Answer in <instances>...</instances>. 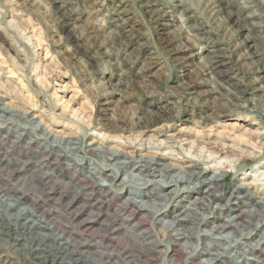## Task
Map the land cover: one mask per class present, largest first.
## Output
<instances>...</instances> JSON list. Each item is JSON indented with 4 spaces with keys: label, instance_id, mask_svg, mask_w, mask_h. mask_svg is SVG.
Here are the masks:
<instances>
[{
    "label": "rangeland",
    "instance_id": "obj_1",
    "mask_svg": "<svg viewBox=\"0 0 264 264\" xmlns=\"http://www.w3.org/2000/svg\"><path fill=\"white\" fill-rule=\"evenodd\" d=\"M62 3H66L67 8H88L89 5L100 8V13H94V18H99L116 5L120 9L125 7L120 0H115V3L114 0H104L105 6L96 0H14V10L0 13V114L3 115L0 117V158L11 160L10 164L0 165V187H9L11 193L19 196L13 208L4 213L0 208V220L9 219V216L15 218L19 209L32 206L38 211H51L52 231L55 234L60 233L64 225L75 234L79 246H83L82 251L64 256L60 254L62 257H57L55 261L61 262L60 264H73L70 258L78 257L99 264L98 247L85 245L86 236H102L107 240L104 228L112 226L113 210L122 211L119 208L120 203L126 201L128 196H133L131 192H140L142 195L156 191L165 193L166 198L170 199L164 203L165 206H162L160 212L175 211L176 208L184 211L194 208L195 200L201 201L198 198L208 187L204 182L205 178L214 179L218 176V186L211 185L213 195L202 200L204 206L208 207L206 210L197 211V216L203 217L208 224L199 225V228L188 221L173 224L178 229L190 228L189 241L187 239L175 243L173 238L168 235L163 237L162 232H159L163 222L175 221L172 215L161 217L157 216L160 213L158 212L157 217H154L153 213L143 211L141 216L130 217L129 225L139 220L140 229L149 233L156 244L157 264H205L202 260L209 258L208 253L221 252L229 259L228 264H250L255 259L259 264H264V224L259 223L261 217L255 216L260 212L264 215V79H258L260 73L255 69L251 72H240L243 83L237 82L235 70L230 76H216L218 84L211 82L212 78L208 77L209 82L199 83L197 87V92L203 93L199 97L200 103L181 111L179 117L174 116L173 120L153 118L136 122L135 117H132L114 121L108 127L101 124L97 130L98 107L92 105L87 97L74 95L73 90L67 87L76 80L72 69L83 59L74 43L75 40H82V37L73 34L69 39L68 31L86 22L88 12H73L69 17L64 15ZM78 15L79 19H75ZM130 15L120 13L126 20ZM110 16L112 20L117 19L116 12H111ZM71 20H75V23H70ZM9 22H12L11 27H8ZM133 26L134 22L129 21L128 27ZM95 27L89 25V28ZM165 27L168 32H172L179 27V17L177 16L174 23L169 21ZM87 31L85 29L86 33ZM200 31L193 30L191 36L187 31L182 32L179 39L173 41V45H191V37L198 36ZM140 43L143 44L144 41L141 40ZM196 51L193 45L187 49H178L176 54L186 57V63L193 59L198 63L199 57L193 55ZM225 59L231 64L235 61L236 54ZM117 105L125 108L128 106L126 102L120 101L119 94L112 100L109 111ZM164 125L167 127H163ZM89 126L91 130H88ZM153 128H157L159 133L154 132ZM61 138L71 140L68 143L71 145L62 143ZM253 146H256L257 151L262 147L260 156L241 154L237 150ZM218 147L223 148V151H219ZM107 151H115V159L105 161L107 158L112 159ZM156 151L159 152L158 159L161 164H175L179 167V170L170 171V175L181 173L180 168L195 173L193 183L187 186L188 191L181 189L178 194L171 193L175 185L170 183L169 176H155L157 180L166 181L164 186L167 187L164 189H160V181H150L153 176H141L145 173V168L142 162H138L137 155L149 156ZM129 152L130 155H127ZM42 156L47 159L38 162ZM228 160L235 162L231 163V168ZM122 161L128 167L124 171L119 169L116 175L114 169L123 165ZM37 163H44L42 169H37ZM195 164L197 167H194ZM136 167L142 170L140 176L144 180L138 181L139 185L131 182L122 184L121 180H127V173ZM93 168L97 169L94 174L90 173ZM43 172L46 175L41 180ZM77 181H80L81 187L77 185ZM178 187L181 188L179 185ZM235 189L240 190L239 193L233 194ZM149 195L145 196L148 199L138 200H148L146 203L160 202L156 195ZM99 197V205L90 208L91 213L86 214V207L83 209L85 201L92 202ZM72 199H75L76 205L68 211L66 204ZM222 207L226 209L220 210ZM73 213L79 214L78 225L69 220ZM126 214L122 211V215ZM250 214L255 218H252V229L245 230L249 234L246 240L240 237L233 226L224 233L218 234L214 231V226L218 224L237 220L236 215H240L241 220L245 219L248 223ZM60 216L69 220L70 224L61 221ZM161 218L164 220L160 225L156 224L155 221ZM84 220L91 222L87 231L82 226ZM256 223L258 226L254 229ZM125 233L118 229L109 240L107 253L114 257L113 261L119 258L120 249L130 243ZM184 242L191 245L189 250L184 249ZM21 244L20 236L16 232H12V236L11 232L10 235L0 233V264H31L22 257ZM167 246L171 247L166 252ZM120 259L124 260L125 257ZM230 260H233L232 263Z\"/></svg>",
    "mask_w": 264,
    "mask_h": 264
},
{
    "label": "clouds",
    "instance_id": "obj_2",
    "mask_svg": "<svg viewBox=\"0 0 264 264\" xmlns=\"http://www.w3.org/2000/svg\"><path fill=\"white\" fill-rule=\"evenodd\" d=\"M96 2L105 6L104 0ZM120 3L125 7L120 9L116 5L99 18H94V13H100V8L92 5L88 8L61 5L64 15L69 17L73 12H88L86 22L68 31L69 39L73 34L82 37L74 43L83 59L72 69L76 80L67 87L98 107L97 130L101 124L108 127L114 121L132 117L136 122L153 118L173 120L181 111L200 103L203 93H198L197 87L209 82L208 77L218 84L216 76H230L235 70L237 82L243 83L239 73L255 69L260 73L258 79H264V0H120ZM12 10L14 0H0V13ZM111 12H116V20H112ZM121 12L131 15L126 20L120 16ZM177 16L179 27L168 32L165 25L169 21L174 23ZM129 21L134 22L131 28ZM11 26L9 22L8 27ZM197 29L200 34L191 37V45H173L182 32L191 36ZM193 45L197 50L193 55L199 57V62L193 59L186 63V57L177 55V50ZM233 54L236 59L230 64L225 58ZM116 94L128 106L117 105L110 112ZM259 223H264V217Z\"/></svg>",
    "mask_w": 264,
    "mask_h": 264
},
{
    "label": "bare ground",
    "instance_id": "obj_3",
    "mask_svg": "<svg viewBox=\"0 0 264 264\" xmlns=\"http://www.w3.org/2000/svg\"><path fill=\"white\" fill-rule=\"evenodd\" d=\"M3 111L9 112L7 109H3ZM14 113H15V111H14ZM2 116L3 115L0 114V117H2ZM40 130H41V128H40ZM152 130L154 132H158V129L157 128H153ZM26 132H28V131H26ZM14 134H16V133H14ZM219 135H222V134L219 133ZM48 141H49V139H48ZM60 141L62 143H67V145H71V144H68V143L72 142L71 140L64 139V138H61ZM218 149H219V151H223V148H219L218 147ZM98 150H102V149L101 148H98ZM237 150L241 154H248V155H252L253 157H256L258 155L260 156L262 154V147L260 149H258V151H257L256 146H253L252 148H249L248 147V148H243V149H240V150L237 149ZM254 151H256V152H254ZM107 152L110 153V157H112V159H108L107 158V159H105V161L106 160H110L111 161V160L115 159L114 158V156H116L115 151H107ZM158 154H159V152L156 151L155 154L149 155V156L148 155L146 156L144 154L137 155V156H139L138 157L139 158L138 159V162H140V163L142 162L143 163V166L145 168V173L143 175H141L140 172L142 170L136 167L135 170L137 172L134 169H132L131 171H129L127 173L128 174L127 180L122 179L121 180V183L124 184L125 182H131V183H134L136 185H139V184H137V182L144 180V179L141 178V176H143V177L144 176H146V177L153 176V178L150 179V181H155V183H157L156 181H160L159 185H162L160 187V189H164V188L167 187V186H164V184L166 183V181H164L162 179L157 180L155 176H159L161 178L164 177V176H169L170 183L173 182V184L175 185V188H174V190L171 191V193H173L174 195L175 194H178L179 190H181V189L183 191H188V187L187 186H189L191 183H193L192 181L194 180V174L195 173L194 172L193 173L186 172L185 170H183L182 168H180L181 173L170 175V171L175 170V169H178L179 170V167L176 166L175 164H169V165L168 164H161L160 163L161 161L159 162V159H158ZM2 155H3V153H2ZM127 155H130V152ZM46 156H48V154ZM46 156H42L38 162H42V161L46 160L47 159ZM208 158L209 157H207V159ZM27 159H29V158H27ZM207 159H205V162L207 161ZM14 160L16 161L17 159H14ZM102 161L104 162L103 164L106 165L105 161L104 160H102ZM201 161L203 162L204 160H201ZM2 163H4L5 165L6 164H10L11 163V160L9 158H0V165ZM122 163H123V165H121L119 168H115L114 169L116 175L119 172V169L121 171H124L125 168L128 167L127 165H125V162L124 161H122ZM231 163H235L234 160H228V165H229L230 168H231ZM43 164L44 163H37V166H38L37 169L38 168L40 169ZM27 167H29V166H27ZM189 167L190 166H188V168ZM194 167H197V164H195ZM95 171H97V169H94V168L92 170L90 169V173H92V174H94ZM3 173H4V171H3ZM41 174H42V176L40 177V179L41 180L42 179L44 180V176L46 175V172H43ZM154 174H157V175H154ZM201 175H203V174H201ZM88 176H89V174H88ZM104 176H110V175H104ZM198 176H199V174H198ZM217 177L218 176L214 177V179H210L208 177L207 178L204 177L205 178V181L204 182H206V185L208 187H206V190H204L203 191V194L200 196V198H198V199H201V201L199 202V201L195 200V202H194V208H188V209H185L184 211H181L179 208H176L175 211L172 210V211H167V212L166 211H161L160 212L162 206L163 207L165 206L164 203L170 199V198H168V199L166 198L167 195L165 193L160 194V192H158V191H156V192H150L149 194H151L152 196H155L156 195V199L158 198V200L160 202H150V203H146L148 200L146 202H142V200H140V199H148L145 196L148 197V196H150L149 194L147 195L146 193H144L142 195L140 192H131V195H133V196H128L127 199H126V201H124L122 203L119 202L121 204L119 206V208L123 212L125 211L127 213L126 216L125 215H122V211H119L118 209L117 210L114 209L113 210L114 212H112L113 213V216H114V219L111 221L112 226H109L110 228H104L105 229V233L109 237V239L107 237V240L108 241L105 238H103L102 236L92 237L91 235L88 234L86 236V239H85V245L86 244H91V245H94L95 247H98L97 248L98 250L97 249L96 250H97V261H98L99 264H113V263H116V264H157L156 261H155L156 260L155 258L157 257L156 244L150 238L149 233H146L147 231L140 229V227H139V220L136 221L135 223L129 225L128 219L130 217H136L137 215H140V213L143 212V211H146L148 214L153 213V216L154 217L157 215L158 212H160V213L157 216L161 215V217H165V216H168L169 217L170 215H172L173 220L175 218V221L174 222H167V221L166 222H163V225L161 226L159 232H162L161 234H162L163 237L166 236V235H168L169 237L173 238L175 243L178 242V241H181V240H187L189 238V236H191L190 235V231H188V229H190V228L187 227V229L186 228L185 229H178V228H176V225H173V224H175V223L176 224H179L181 222L188 221V222L193 223V225H197L198 228H199V225H206V224H208V221L204 220L203 217H200V215L197 216L199 214L197 211L204 210V209L206 210V208L208 207V206L207 207L204 206V203L202 202V200H204L207 197H211L213 195V193H212L213 191H212V186L211 185H213L215 187L218 186V184H217L218 178ZM105 178H107V177H105ZM13 183H14V180H13ZM141 184H143V183H141ZM77 185H79L80 187L82 186L81 183H80V181H77ZM178 185L181 187L180 189H179ZM8 188L7 187H5V188L0 187V208L3 209V211L1 210L3 213L6 212L7 209H9V208H13V206H15L16 202L19 199L18 198L19 196L17 197L13 193H11ZM50 189H52V187ZM239 191L240 190H236L233 194L239 193ZM86 194L88 195V194H91V193H86ZM138 198H140V199L138 200ZM12 200H14V202H10ZM99 200H100V197L97 200H95V201L93 200L94 202L93 201L92 202L85 201V204H84V208L83 209H85V207H86V212H87L86 214L89 215L91 213L90 208H92L96 204L99 205V202H98ZM96 202H98V203H96ZM74 204H75V199H72L70 202H68L66 204V206H67L66 210H68V211L69 210H72V207L74 206ZM100 206H101V203H100ZM223 208L224 207L219 208V209L220 210H223ZM224 209H226V207ZM51 213H52L51 211H47V212H44L42 210L41 211H38V210H36V207H33V206L31 208L19 209L18 212H17V214H16V216H15V218H10V216H9V219L6 218V219H3V220L2 219L0 220V233H6L7 235H10V232H11V236H12V232H16L18 234V236H20V240L22 242L21 245L23 246L22 247L23 248L22 249V253H21L22 254V257L24 259L29 260L31 264H60L61 262L57 263V261H55V259L57 257H59V256L62 257L61 255L64 256V254H66V255L76 254L77 252L82 251L81 248H83V246L82 247L79 246V244L77 243V240L75 238V234H73V232L71 233L68 230V228L65 227L64 225L62 226V228H61L62 230H60V233H56L55 234L54 233V230L52 231L53 225H52V222H51V219H52L51 216H52L53 213L52 214ZM255 216H257L258 218L259 217H261V218L264 217L263 212H260V213H258ZM253 217H254V215L250 214L249 215V220L247 221L248 223H246V220L245 219H242L241 220L240 215H236L235 218H238L237 220L236 219L235 220H230V221L225 222L224 224H218V225L214 226V231L217 232L218 234L224 233L227 228H232V226H233V227H235V231L239 233L240 237H243L246 240V238L248 237L249 234H247L245 232V230L250 229V226L253 225V223H254L253 222L254 220L252 219ZM69 218H70L69 220L74 221L78 225V221H80V220H78V218H79V214L78 213L77 214L76 213H73L72 216H70ZM69 220H67L64 217H61V221H63L64 223L70 224L69 223L70 222ZM162 220H164V219L163 218H161L159 220L157 219L155 222H156V224H159L160 225V222ZM49 222H50V224H49ZM90 223H89V221H85V220L83 221V223H82L83 225L82 226L86 229V231H87V229L90 228ZM191 225L192 224H190V226ZM257 226H258V223H256L253 228L255 229V228H257ZM100 229H101V227H100ZM118 229L119 230L122 229V230H124L126 232L125 235L128 238L127 241H129L130 243H127L123 248L120 249L121 254H119V258H117L116 261H113L112 259H114V257L112 255H109L107 253V251H108V249L110 247L109 240L112 239V236H115L114 234L116 233V231ZM191 231H192V229H191ZM120 233H122V232H120ZM159 235H160V233H159ZM189 240L190 239H188L187 241H189ZM181 242H179V244ZM192 244H194V243H192ZM189 246H191V245H189V243L187 244L186 242H184V249L185 250H187ZM169 247H171V246H167L166 247V250H165L166 252L169 249ZM84 248H85V246H84ZM99 248H101V251L99 250ZM159 249L161 250V247ZM85 251H86V248H85ZM173 252H175V251H173ZM208 255H209V258H206V259L202 260L205 264H228L229 263L228 262L229 259H227L226 257H224V255L222 254V252L221 253H217V254L208 253ZM180 256H182V255H180ZM120 257H125V259L122 260V259H120ZM65 259H67V258H65ZM70 260L73 262V264H97L94 261H90V260H87V259L84 261L83 259L81 260V258H78V257L77 258H70ZM230 261L232 263L233 260H230ZM252 261H254V262H251L250 264H259V261L256 260V259L255 260H252ZM174 262H176V261H174Z\"/></svg>",
    "mask_w": 264,
    "mask_h": 264
}]
</instances>
